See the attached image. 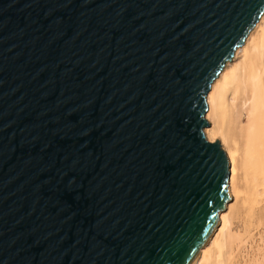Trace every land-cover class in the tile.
Listing matches in <instances>:
<instances>
[{
	"label": "water",
	"instance_id": "1",
	"mask_svg": "<svg viewBox=\"0 0 264 264\" xmlns=\"http://www.w3.org/2000/svg\"><path fill=\"white\" fill-rule=\"evenodd\" d=\"M264 0H0V264H190L229 199L211 81Z\"/></svg>",
	"mask_w": 264,
	"mask_h": 264
},
{
	"label": "bare ground",
	"instance_id": "2",
	"mask_svg": "<svg viewBox=\"0 0 264 264\" xmlns=\"http://www.w3.org/2000/svg\"><path fill=\"white\" fill-rule=\"evenodd\" d=\"M206 102L203 131L226 153L229 199L190 264H226L231 227L252 225L264 209V11L211 81Z\"/></svg>",
	"mask_w": 264,
	"mask_h": 264
},
{
	"label": "rangeland",
	"instance_id": "3",
	"mask_svg": "<svg viewBox=\"0 0 264 264\" xmlns=\"http://www.w3.org/2000/svg\"><path fill=\"white\" fill-rule=\"evenodd\" d=\"M257 217L250 226L236 223L231 227L230 247L232 240L235 246L230 250L226 264H264V209L257 212Z\"/></svg>",
	"mask_w": 264,
	"mask_h": 264
}]
</instances>
